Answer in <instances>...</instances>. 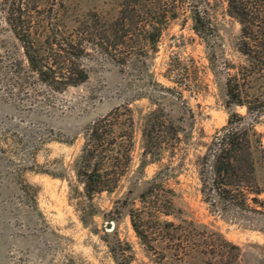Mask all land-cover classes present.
I'll list each match as a JSON object with an SVG mask.
<instances>
[{
  "label": "rangeland",
  "instance_id": "374dc122",
  "mask_svg": "<svg viewBox=\"0 0 264 264\" xmlns=\"http://www.w3.org/2000/svg\"><path fill=\"white\" fill-rule=\"evenodd\" d=\"M28 1L29 34L45 62L62 67L56 43L82 41L87 78L49 90L1 29L0 264H264V113L247 116L228 100V74L245 59L225 0H209L203 37L182 0ZM92 38L99 44L89 48ZM254 67L240 84L262 97L264 72ZM234 112L244 119L232 122L248 129L241 158L252 167L232 187L242 206L224 213L206 203L199 177ZM97 118L114 134L100 154L107 185L88 195L77 169Z\"/></svg>",
  "mask_w": 264,
  "mask_h": 264
},
{
  "label": "trees",
  "instance_id": "16d2710c",
  "mask_svg": "<svg viewBox=\"0 0 264 264\" xmlns=\"http://www.w3.org/2000/svg\"><path fill=\"white\" fill-rule=\"evenodd\" d=\"M172 3V1H171ZM186 9L190 13L193 28L203 37L208 25L207 5L209 0H182ZM226 12L234 18L240 25V39L238 52L245 59V63L235 68L234 74H228L226 79V94L228 100L233 105L245 106L247 116L264 113V96H250L241 86L240 81L251 78L247 66L254 65L252 73L264 72V0H225ZM0 31L4 25L9 28L13 38L19 43V50L22 49V57L27 69L36 77L41 85L53 92H63L69 85H77L86 80L87 74L79 65L78 59L83 52H77V45H82V41H70L65 46L56 43L58 50L64 51L62 67L45 62L36 43L30 37L29 24L27 22L28 12L31 4L28 0H2L0 3ZM3 5V7H2ZM185 9V10H186ZM170 17H176L173 13ZM1 33V32H0ZM50 49H53L52 42H46ZM90 43L89 48L95 47L99 43L95 39L86 40ZM94 43V44H93ZM98 43V44H96ZM16 48V47H15ZM9 56L8 61H13V69L16 74L20 73L23 60L18 53ZM12 58V59H10ZM0 60V69L3 64ZM20 71V72H19ZM237 117L243 120L242 115L234 112L230 115L228 122L223 126L215 140L210 144V149L205 153L206 162L200 171V191L204 195V200L210 206L220 212H226L233 207L240 208L242 200H235L230 197L235 181H241L240 174L246 167H252L250 163H243L241 154L250 148L248 129H241L238 123H233L232 118ZM114 134L111 125L105 124L104 119L97 118L86 127L85 142L81 148V160L77 169V175L83 181L85 192L93 195L105 189L107 173L102 169L103 160L100 159L101 148L107 149L106 145L112 143L108 140L109 135ZM245 139L246 142H243ZM247 143V144H246ZM100 159L97 160V159ZM249 165V166H248ZM152 188V187H150ZM148 188V189H150ZM236 191V190H235ZM239 191V190H237ZM242 192V191H239ZM144 198V196H142ZM132 226L138 237L143 240L144 232L140 230L137 223L139 214L136 210H129ZM114 220L116 216H110ZM114 258L119 261L116 249L113 248Z\"/></svg>",
  "mask_w": 264,
  "mask_h": 264
}]
</instances>
